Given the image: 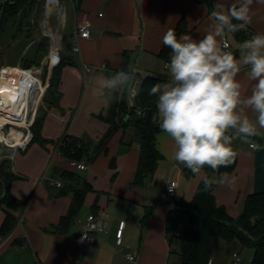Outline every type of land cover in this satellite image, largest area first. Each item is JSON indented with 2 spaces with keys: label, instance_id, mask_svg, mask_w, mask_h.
Listing matches in <instances>:
<instances>
[{
  "label": "crops",
  "instance_id": "0c3cea01",
  "mask_svg": "<svg viewBox=\"0 0 264 264\" xmlns=\"http://www.w3.org/2000/svg\"><path fill=\"white\" fill-rule=\"evenodd\" d=\"M221 2L227 9L235 0ZM71 6H68L71 17L68 15L70 21L67 20L65 32L71 36L75 25L88 21L91 35L79 40L80 51H72L74 64L65 66L60 84V105L47 107L42 134L52 140L44 146L49 152L46 160L51 156L49 164L29 174L27 169H19L15 164L18 156L15 155L13 160V169L22 178L13 182L12 192L24 204L19 210L0 209V227L6 210L17 217L11 233L0 235V264H169L172 252L166 228L170 210L164 205L168 199L166 186L169 180L176 179L178 186L174 199L191 200L201 174L193 175L191 170L174 161V143L166 133L161 131L157 136L163 158L146 187L132 184L141 150L138 142H130L131 136L127 137L123 129L116 131L107 151H102L94 161L86 162L85 169L77 168L78 161L56 152L65 135L87 134L98 141L109 128L104 117L114 93L100 87L98 76L123 69L134 70L136 78L142 81L157 73L170 77L165 68L169 60L161 56L166 31H175L184 18L188 26L185 34L201 39L216 21L207 5L198 0H79L76 8ZM251 13L252 22L244 27L247 37L241 38L236 33L224 35L230 40V51L237 59L243 55L241 45L244 41L264 33V0H254ZM218 39L222 40V37ZM85 65L92 71L85 72ZM101 69L106 71L101 73ZM247 72L248 69L241 66L237 76L242 95L250 94L254 83L248 79ZM126 89L118 93L123 94ZM77 90L78 101H73L72 95ZM128 103L134 105L135 99L129 97ZM248 115L255 122V114L249 112ZM156 118L159 119V115ZM260 133L249 138L261 145L259 151H254L238 136L233 139L231 146L237 153V165L229 177H235L236 183L234 186L216 183L217 201L233 217L241 214L249 194L264 190V129H260ZM48 145L53 148L49 149ZM113 157L116 168L110 166ZM56 168L76 171L94 188L87 194L79 215L66 232L57 231V225L70 208L73 191L62 193L63 187L50 184V177L64 182L54 175ZM47 169L52 170V174L50 170L46 172ZM219 175L218 170L214 171L213 179L219 180ZM0 186L4 183L0 182ZM148 207L153 211L146 218ZM92 213L103 220L104 229L92 233L94 241L79 245L77 235L85 229L87 217ZM122 220L126 224L119 244L117 231ZM244 247L237 239L228 242L214 238L211 264H216V260L231 259L233 262L234 252L239 253L241 264H244L240 253ZM128 253L135 254V259H128ZM253 253L254 250L251 261Z\"/></svg>",
  "mask_w": 264,
  "mask_h": 264
},
{
  "label": "trees",
  "instance_id": "16d2710c",
  "mask_svg": "<svg viewBox=\"0 0 264 264\" xmlns=\"http://www.w3.org/2000/svg\"><path fill=\"white\" fill-rule=\"evenodd\" d=\"M205 3L210 13L213 11L215 0H198ZM28 8L25 16L21 15L24 8ZM39 8V9H38ZM35 9L40 11V2L38 0H20L14 6L9 7L3 20L2 28L10 21L20 27L16 28L15 35L25 26L27 18L32 19ZM21 16L19 20L17 16ZM239 23L238 21H233ZM26 28V27H25ZM27 30H31L26 28ZM177 37L182 33L188 32L186 20H180L176 30ZM237 36L245 38L248 36L243 28L236 32ZM69 33H66L63 53L53 69L50 86L47 89L45 102L48 108L58 107L62 98L60 88L63 69L68 64H74L72 56L71 41ZM48 51V41L44 38L37 44L35 54L31 58H26L22 63L24 66L39 63ZM171 49L163 47L161 56L170 60ZM170 77L165 73H157L146 76L140 86L138 96L135 98V104L129 105L127 89L123 94L114 93L112 97L118 96L119 99L112 98L109 111L104 117L109 122V128L105 134L98 140H93L89 135L82 136L65 135L64 144L61 145V153L67 158L86 162L94 161L102 151L108 150V144L117 130L123 129L124 134L130 131V142H138L140 145V157L135 174L133 185L146 187L148 181L152 179L159 161L163 158L158 149L157 136L161 132L159 127L160 120L157 117L155 96H150L149 90L156 83L167 82ZM47 113V112H46ZM46 113L39 115L34 126V136L29 144L38 142L46 145L52 142L42 134ZM128 142L127 144H129ZM28 146V147H29ZM235 151V150H234ZM1 157V156H0ZM237 165V157L233 164L218 169L220 173H233ZM110 166L116 168V159L113 157ZM205 172L213 178V170L205 166ZM55 175L61 177L65 186L62 193L73 191V200L70 208L64 214L57 231L66 232L74 223L79 215L85 198L94 188L90 182L83 178L76 171L67 169H55ZM22 178L12 169V163L7 158H0V182L4 183V188L0 189V209L4 205L13 210H19L24 204L21 199L12 192V184L15 180ZM216 184L209 191H204L203 183L200 181L195 195L191 200L179 199L173 200L168 215L166 228L170 237V252H178L180 255L179 264H208L212 258L214 238L219 237L228 242L239 240L243 246L254 250L251 264H264V190L249 194L245 200L244 208L238 217H233L227 209L218 203L214 193ZM153 208H147L146 218L152 213ZM17 223V217L10 211H6L5 218L0 227V235L7 236L14 229ZM176 239L179 240V251L175 247Z\"/></svg>",
  "mask_w": 264,
  "mask_h": 264
},
{
  "label": "clouds",
  "instance_id": "9594fccd",
  "mask_svg": "<svg viewBox=\"0 0 264 264\" xmlns=\"http://www.w3.org/2000/svg\"><path fill=\"white\" fill-rule=\"evenodd\" d=\"M253 3L254 0H235L225 9L221 0H216L211 12L216 23L201 39L185 33L177 37L174 30L166 31L162 42L171 49L166 65L170 79L154 84L148 93L157 97L159 127L174 143V161L193 175L201 174L204 191L216 183L235 185V177L230 178L228 173H220L216 180L203 169L207 166L217 171L233 164L237 153L231 145L236 136L254 151L261 149L249 138L259 136L260 129H264V33L243 42L244 52L239 59L224 50L227 44L218 39L252 22ZM241 66L248 69V79L254 82L247 95H242L237 80ZM97 80L109 93L126 88L135 93L141 85L134 70L101 74ZM249 112L255 114V122Z\"/></svg>",
  "mask_w": 264,
  "mask_h": 264
},
{
  "label": "built area",
  "instance_id": "2783aa9c",
  "mask_svg": "<svg viewBox=\"0 0 264 264\" xmlns=\"http://www.w3.org/2000/svg\"><path fill=\"white\" fill-rule=\"evenodd\" d=\"M20 0H0V34L3 20L9 7L14 6ZM41 7V15L38 22L34 18L33 27L39 32L33 39L34 42L44 38L48 41V51L43 58V64L47 68V76H43L40 65L32 64L24 66L21 63L6 65L0 68V156L14 157L18 150H25L31 143L34 132L33 126L39 116L40 108L47 93L50 73L55 66L59 54L63 51L66 36V24L68 20V3L75 8L79 0H38ZM91 35L90 23L88 21L77 24L70 36L73 52L80 51L79 40ZM222 42L227 44L225 50L232 49L230 40L224 36ZM168 62L165 64V68ZM43 65V66H44ZM86 69H91L85 65ZM141 81L142 79L136 78ZM141 86V85H140ZM140 86L134 93L131 88L127 89L128 97L135 99L140 91ZM57 147V154L61 153V145ZM8 150V152H5ZM77 168H87L85 160L77 163ZM51 185L64 187V182L53 177L49 178ZM178 181L169 180L166 186V197L173 200L176 197ZM171 189V190H170ZM126 221H120L117 231V241H122L123 230ZM104 222L94 213L87 217L86 227L77 235V242L82 245L87 241H94L93 232L102 231ZM176 247V246H175ZM171 248V247H170ZM128 259L134 260L135 254L128 253ZM233 264H241L238 252L233 253ZM210 260L208 264H211Z\"/></svg>",
  "mask_w": 264,
  "mask_h": 264
},
{
  "label": "rangeland",
  "instance_id": "374dc122",
  "mask_svg": "<svg viewBox=\"0 0 264 264\" xmlns=\"http://www.w3.org/2000/svg\"><path fill=\"white\" fill-rule=\"evenodd\" d=\"M68 6H71L70 2L68 4ZM27 9H28L27 7L24 8V10H22V12H21V15L25 16L27 14V11H28ZM38 9H35L34 13L32 14V17L36 20V22H38V19L40 18V15H41V9L39 12H38ZM68 13H69L68 15L71 17V13L69 10H68ZM20 18H21V16L18 15L16 20H19ZM68 21H70V19ZM18 27H20V26H19V24H17V22L15 25H13L9 21L5 25V28L3 26L2 30H1V34H0V68L2 66L13 65L16 63H21L22 65H24L22 62L26 58L33 57L35 54V51L37 49V44L40 42V40L34 42L33 39L36 37V34L39 32V30L35 27H33L31 30H27L24 26L23 29L20 30L15 35V33L17 31L16 28H18ZM63 50H64V48H63ZM62 53H63V51H61L59 56ZM43 58H44V56H43ZM43 58L39 61V63H36V64L40 65L41 71L43 72V76L46 77L48 72H47V68L43 64ZM54 67H53V69H54ZM53 69L50 73L48 88L50 86V81H51V77L53 74ZM64 69H65V67H64ZM64 69H63V72H64ZM78 92L79 91L77 90V91H75V93H73V95H72L73 101H78V97H79ZM47 107L48 106L45 102V97H44V102L41 105L39 115L46 113ZM126 136L130 137L129 129L127 130ZM48 147H49V149L53 148V147H51V145H48ZM47 151L48 150H46L44 145H42L38 142H35L27 150H24V151L18 150L16 152V157L18 156V161H16L15 156L13 158L10 156L9 157L6 156L3 158H7L11 161L12 169H13V160L15 158V164L18 165V168L19 169L20 168L27 169L28 173L31 174V172H33L35 170H40L42 168V165L43 166L45 165V168L47 167L46 165L49 164V162H50L49 159H51V156H49V159L46 160L45 157L49 154V152H47ZM5 152H8V150H6ZM49 170L50 169H47L46 172H49ZM50 171L52 174V170H50ZM3 188H4V186H0V189H3ZM51 188H53V187H51ZM164 205L167 208H171V204H167V203H165V201H164ZM4 207H7L8 209L10 208V207L4 205L2 207V209H4ZM174 245L176 246L177 250L179 251L180 245H179L178 239H176ZM252 251H253V249L250 247H244L243 250L240 251V253L244 259V264H251V253H252ZM179 263H180L179 253L178 252H172L170 259H169V264H179ZM216 264H233V262L231 259H229V261L216 260Z\"/></svg>",
  "mask_w": 264,
  "mask_h": 264
},
{
  "label": "water",
  "instance_id": "95a60500",
  "mask_svg": "<svg viewBox=\"0 0 264 264\" xmlns=\"http://www.w3.org/2000/svg\"><path fill=\"white\" fill-rule=\"evenodd\" d=\"M33 21H32V19H30V18H27L26 20H25V27L26 28H29V29H32L33 28ZM172 200L171 199H167L166 200V203L167 204H172Z\"/></svg>",
  "mask_w": 264,
  "mask_h": 264
}]
</instances>
